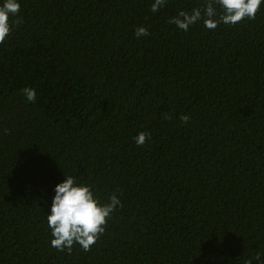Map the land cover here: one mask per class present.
Here are the masks:
<instances>
[{
	"label": "trees",
	"instance_id": "trees-1",
	"mask_svg": "<svg viewBox=\"0 0 264 264\" xmlns=\"http://www.w3.org/2000/svg\"><path fill=\"white\" fill-rule=\"evenodd\" d=\"M151 2L21 0V23L10 17L0 264H264V5L234 26L185 32L169 17L205 0L157 13ZM139 25L150 34L137 39ZM65 173L123 205L90 251L50 245Z\"/></svg>",
	"mask_w": 264,
	"mask_h": 264
},
{
	"label": "clouds",
	"instance_id": "clouds-1",
	"mask_svg": "<svg viewBox=\"0 0 264 264\" xmlns=\"http://www.w3.org/2000/svg\"><path fill=\"white\" fill-rule=\"evenodd\" d=\"M167 3L168 0H152L150 11L157 13ZM261 5H264V0H205L202 6L190 11L180 9L169 17L168 23L185 32L191 26L201 23L204 28L215 30L221 24L234 26L245 18L254 19ZM20 9L21 0H0V43L12 31L13 22H10V17H17L15 24L21 23ZM149 34L146 26L135 28L137 39ZM22 92L27 102H36L37 93L34 88L25 87ZM182 120L187 123L190 116L183 115ZM134 139L137 146H141L146 143L148 134L140 132ZM65 175L66 179L54 187L55 194L47 212V226L52 237L50 245L58 251L67 249L70 253L73 245L78 244L84 251H90L105 232L113 212L123 205L115 193L109 197L108 202L102 203L91 185L80 182L79 177L72 174ZM259 259L258 255L256 260Z\"/></svg>",
	"mask_w": 264,
	"mask_h": 264
}]
</instances>
